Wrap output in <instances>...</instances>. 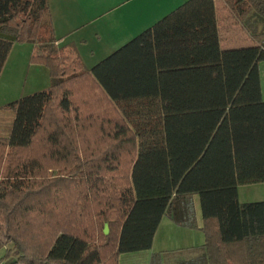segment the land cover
<instances>
[{
  "label": "trees",
  "instance_id": "obj_1",
  "mask_svg": "<svg viewBox=\"0 0 264 264\" xmlns=\"http://www.w3.org/2000/svg\"><path fill=\"white\" fill-rule=\"evenodd\" d=\"M219 11L251 45L223 48ZM55 42L48 0H0V74L28 43L50 79L3 107L0 264H118L164 217L204 234L180 264H264V201L237 191L264 184V0H187L89 70Z\"/></svg>",
  "mask_w": 264,
  "mask_h": 264
},
{
  "label": "crops",
  "instance_id": "obj_2",
  "mask_svg": "<svg viewBox=\"0 0 264 264\" xmlns=\"http://www.w3.org/2000/svg\"><path fill=\"white\" fill-rule=\"evenodd\" d=\"M186 1L48 0L49 17L53 36L56 40L55 45L57 48L62 49L72 47L84 69L89 70ZM214 2L216 6H220V0H214ZM218 13L221 25L219 30L221 38V30L225 28L228 20L233 18H230V15L226 11H219ZM233 38H228V35L226 36L227 41H223L221 38L223 48H239L248 44L251 45L249 42L232 46L235 42ZM11 52L12 48L0 77L6 70ZM30 56L29 54L25 56V60L28 57V68H38L36 70L43 72V78L49 79L48 70L44 66L30 64ZM89 60H93L89 64L92 66H87L86 61ZM43 81L46 84V80L43 79ZM237 191L239 197V188ZM193 205L197 226L201 227V212L196 196L193 197ZM188 234H190L189 230L175 226L170 219L164 217L155 232L151 248L145 251L121 254L118 257V264H149L153 253L170 252L174 255L186 253L187 257L179 259L176 264L196 259L201 255L199 248L204 243L197 247L185 246V248L181 247V244H177L189 236ZM1 251L3 252L0 253V258L4 254V250ZM163 264H167V257L163 259Z\"/></svg>",
  "mask_w": 264,
  "mask_h": 264
},
{
  "label": "rangeland",
  "instance_id": "obj_3",
  "mask_svg": "<svg viewBox=\"0 0 264 264\" xmlns=\"http://www.w3.org/2000/svg\"><path fill=\"white\" fill-rule=\"evenodd\" d=\"M227 35L228 38L234 37L233 39L235 42L232 44V46L249 42L251 43L249 34L242 28L239 23L236 22L235 19H229L228 23L225 25V28L221 30V38L223 41H227ZM13 46L14 47H12L11 56L6 66V70L0 77V138L9 135L13 120L12 112L5 110L3 107L22 97L36 93L37 91L40 92V90H46L50 86V79H46L45 77L43 78V72L41 70H36L38 68L34 67H31L30 69L28 68V57L25 60V56L27 54H29L30 56L31 50H33V45L25 43L14 44ZM246 46H249V44ZM90 62L92 63L93 60L86 61L87 66H92L89 65ZM65 64L68 63L65 62ZM67 66H69V64ZM259 76L261 96L262 100L264 101V61L260 62L259 64ZM43 79L46 80V84L44 83ZM262 200H264L263 183L239 187V202L250 203ZM189 231V236L184 238L181 243L177 244H181L180 246L185 248V246L197 247L204 243V234L201 230L196 229ZM2 252L3 251H1L0 253ZM186 257V253L174 255L169 252L167 253V264H176L179 259H185Z\"/></svg>",
  "mask_w": 264,
  "mask_h": 264
},
{
  "label": "water",
  "instance_id": "obj_4",
  "mask_svg": "<svg viewBox=\"0 0 264 264\" xmlns=\"http://www.w3.org/2000/svg\"><path fill=\"white\" fill-rule=\"evenodd\" d=\"M108 231H109V230H108V226L105 225V226H104V229H103V234H104V235H107V234H108ZM4 264H8V262H5Z\"/></svg>",
  "mask_w": 264,
  "mask_h": 264
}]
</instances>
